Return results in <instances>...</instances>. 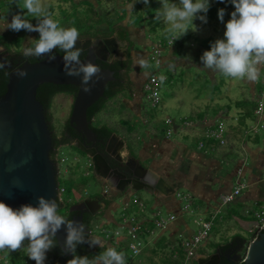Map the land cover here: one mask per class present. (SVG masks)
<instances>
[{
    "label": "crops",
    "instance_id": "crops-1",
    "mask_svg": "<svg viewBox=\"0 0 264 264\" xmlns=\"http://www.w3.org/2000/svg\"><path fill=\"white\" fill-rule=\"evenodd\" d=\"M71 1L75 5L85 3L82 1L76 4L75 0ZM121 10L123 9L121 8L119 13L123 14ZM128 35L127 32L125 38L129 42V48L131 39ZM160 42L163 45L168 41L166 42L163 39ZM141 44H143V47L147 46L148 49L153 43ZM146 50H143V53L139 51L141 55H135L134 59L131 58L133 60L132 66H134L130 75L132 89H127L129 97L122 99L127 108V113L135 117L134 123L141 127H138V132H132L131 127H129L123 136L116 135L118 136V144H120V149H118L120 158L122 162L130 165L129 171L147 176L153 180L156 178L157 186H160V189L157 186H144V190L135 193L133 188H131L132 190L126 189L117 192L111 190L114 194L106 196L112 198L111 203L109 205L101 203L95 216L100 215L105 220L104 225L114 224L117 227H123L124 218L122 219L123 222L121 221L122 224H120L112 215V211H116L120 207L113 200L114 195L123 197V205H127L125 210L127 214L124 216L133 217L138 221L141 227L140 238L144 243L142 253L138 257H132L131 255L134 264L181 263L184 253V248L180 246L181 241L195 233L186 218L191 211L190 209L184 211V201L186 200L183 199V196H188L187 201L189 204L200 210V213L208 215V218L203 220H208L209 217L216 214L218 218L220 217V220H223L227 215H230L244 230L252 234V237L248 238V244L256 237L258 230L255 223L257 222L256 218L252 217L253 207L264 206V130L262 134L259 132L252 133L253 128H257L260 122H264V115L262 119H258L255 115L258 101L264 100V68L261 69L260 78L257 82L244 81L250 91L251 100L246 99L241 104L240 101H237L234 105H229L230 103L224 105V103L216 102L215 96L212 100L206 99L205 102L198 100L199 97L188 100L181 92L177 101L179 102L177 108L185 104L187 105V112L185 116L180 117L178 120L170 117L163 119L166 125V133L161 136L157 134L156 129L153 127L152 122L155 123L153 120L156 116L152 114L150 116L149 113H146L143 102L148 103L152 109L158 111L162 99L160 105L156 108H153L146 100L144 85L147 82L148 75L145 76L143 72L144 82H141L135 88V79L138 78V72L145 69V67L139 65L138 61L142 59L147 64H151L150 52H146ZM176 51H174L175 54H177ZM198 54L200 55L199 52ZM165 56L166 53L163 54L162 66L165 62ZM188 63L191 65L189 67H194V64ZM176 67L175 65L167 66L171 74L177 72L178 67ZM225 83V81L221 83V80H219L218 83H213V86L224 85ZM260 85H262V88ZM197 89L200 88L197 87ZM197 89L195 88L191 92L195 96H200V91ZM220 96L224 97L222 94ZM207 102L209 103L206 104ZM169 119L175 123L176 132L172 136H167V120ZM219 123H222L226 129L224 134L225 145H220L218 141L209 140L205 137L206 132L214 130ZM254 123L255 126L253 127ZM249 124L251 125L248 126ZM200 142L205 144L203 149L199 147ZM98 179L105 188L107 186L106 182L100 178ZM241 185L244 187L241 188ZM236 189L241 190L240 195L231 204L223 205V196L233 193ZM139 192L148 193L152 196V200L150 203L148 201L147 204L143 201L136 202V214L129 215L128 213L131 210L130 198ZM139 203H143L144 207L140 208ZM111 204L113 209H108ZM103 205L105 208L102 207ZM237 206L242 210V214L250 216L251 219H244L240 214L234 212L236 211L234 207ZM105 209L106 211L103 212ZM157 213H160L164 218L175 216L176 220L167 229L159 230L154 225V216ZM125 226L124 228H128L127 225ZM92 238L100 241L103 245L102 247L89 245V252H92V254H96V251L106 248L107 245L110 246V243L104 237L95 235L93 231ZM208 240L199 249L195 264H199V260L213 256L211 253L217 247L210 254L204 253ZM128 243V239L124 237V244Z\"/></svg>",
    "mask_w": 264,
    "mask_h": 264
},
{
    "label": "rangeland",
    "instance_id": "rangeland-1",
    "mask_svg": "<svg viewBox=\"0 0 264 264\" xmlns=\"http://www.w3.org/2000/svg\"><path fill=\"white\" fill-rule=\"evenodd\" d=\"M82 1L93 3L95 10L100 15H102V17L115 16L117 12L119 13L121 8L123 9L121 10L122 13L123 11H126V18L118 25L127 29V32L129 33L128 37L131 39L129 40L133 44H130L129 48L127 49L129 56L126 70L128 78V90L132 89L130 82V75L132 73L131 71L134 69V66H132V59L136 57L135 55H141L139 51L143 53V50L147 49V46L143 47V44L141 43L152 42V46L148 47L146 50V52L151 53L154 45H157L163 40V38H166V42L168 41L166 44H163V46L165 45L164 47H166V50L164 51V53H166L164 65L162 67H158L154 63L148 64V67L138 72V78L135 79L136 88L141 82H144L145 77L143 78L142 72L145 73V76L148 75V77L150 73H156L160 78L159 89L162 104L158 111L152 109L148 103L143 102L146 113H149L150 116L151 114L156 116V118L153 120L155 123H152L158 135L163 136L164 133H166V125L163 119L170 117L174 120H178L180 117L185 116V113L187 112V105L184 104L182 107L177 108L179 106V102L177 101L181 92L185 98H188V100H191L193 97H199L198 100H201L202 102H205L206 99L212 100V98H214L213 96H215V101L222 104L224 103V105L227 103H230L229 105H234L237 101H240L241 104L246 99L248 101L251 100L248 86L246 83H244L245 80H238L225 76L221 78L222 74L219 72H212L211 70L203 68V64L200 60L202 55L198 54V50L200 48L199 42L207 38H213L214 41L223 38L226 23L220 22L218 20H207V23H203L199 19H195L193 24L196 30L193 31L190 29L187 34L184 35V37H189V39L185 42L182 56H179L174 53V51L179 49L178 42L177 40L174 41V37L166 32L167 24L165 23L162 15H160L158 18V26H155L154 22L149 23L147 20L143 22V24L141 23L139 26H136L133 24L131 18V12L133 8H129V5L133 3V0H75V3L77 4ZM154 1H156L158 5L157 11L159 14L163 11L161 0ZM19 2L20 0H0V28H2L7 22H10L12 16L17 13L25 14V18L31 20V22L35 25L36 19H32L34 17L27 15L26 9H20ZM171 2L178 3V0H169V3ZM42 3L45 5L47 10L52 13V18L59 21L62 27H72L70 21L75 19L72 15L75 10H77L78 17H81L84 11L85 16L88 14L86 11L89 7L88 3L75 5L71 0H42ZM136 4L137 3H135V5ZM143 7L146 6L143 4ZM86 29L87 28L82 30L80 28L79 30L83 32ZM97 29L100 31V33L104 32L110 34L109 26L106 22L99 24ZM120 30H116L114 32L115 35L119 34L121 32ZM29 37L32 38V41H29ZM38 38L39 35L37 32L29 33L26 31L14 32L11 30H3L0 31V47L3 48V46H9L13 52L23 53L25 45L27 44L29 46H34V40ZM79 40H82V38H79ZM123 52L124 51H121V54H123ZM188 62L194 64V67H189L191 65ZM172 65L178 67H176L177 72L173 74H171L170 69L167 68V66L170 67ZM184 68H187L188 70ZM197 73L198 75H196ZM161 77H163V81L161 80ZM221 79H224L226 82L224 85L218 84L217 86H213V83H218ZM197 87L200 89H197ZM195 88L200 91V96H195L194 93V95L192 94L191 90ZM220 94L224 95V97L220 96ZM128 97L129 94H127L125 89L121 91L118 90V92L112 98H110L108 102L105 103L102 111L96 115L94 119V125L107 126L108 128L112 129L115 135L117 134L123 136L129 127H131L132 132H138V127L141 126H139L137 123H134L135 117L131 116L130 113H127V108L124 104V101H122L123 98ZM74 101L75 96L70 93L60 94L52 100L49 115L52 118L50 124L52 125L56 136L62 135L63 131L66 129V125L69 123V119L73 110ZM208 103L209 102L206 104ZM250 125L251 124L248 126ZM254 126L255 123L253 127ZM175 132L176 130L174 133ZM258 132L262 134L263 130L260 129ZM252 133H254V128L252 129ZM58 159L64 160L62 163H60L61 171L57 170V172L60 173L58 182L61 187H64L67 190V192L62 194L64 205L59 212H61L62 215H67L68 211L74 204L94 196L100 197V194L103 193L104 186L94 173L93 167L89 166V158L86 155L80 153L76 147H61L57 152V161ZM113 194L114 193L110 191V195L112 196ZM105 199L112 201L111 197L105 196ZM113 200L115 203L120 205V207L116 211H112V215L117 221L120 222V224H122L123 216L127 214L124 210L123 197L120 195H114ZM151 200L152 196H150L148 193H137L135 196L130 198L131 210L128 214H136V202L143 201L147 204L148 201L150 203ZM184 203L185 205L189 206L191 211V213L187 214L186 216L187 221L189 222L191 229L197 232L198 226L194 223V221L200 218L207 219L208 215L205 213H200V210L194 208V206L190 205L188 201H184ZM234 208L236 210L234 212L240 214L242 218L247 220L251 219L250 216L242 214V210H240L239 206ZM108 209H113V205L111 204ZM105 211L106 209L103 212ZM262 211H264V206L253 207L252 217L256 218V213H260ZM92 220L91 229L93 233L97 236L104 237L106 241L110 243V246L107 245L106 248L99 249L98 252L96 251V255L105 251L108 247H113L118 252L125 253L127 264H134L132 262L131 252L128 249L129 243L132 242L129 236L128 228L121 226L117 227L114 224L104 225L103 223L105 220L100 215L95 216ZM208 220H212L214 229L208 240V245L204 249V253L206 254H210L216 247H218V245L232 241L234 236H241L244 239L252 237V234L244 230V228L233 218H231L230 215H227L223 220H220V217L218 218L217 216L214 219L209 217ZM116 232H119V234L122 236V238H117V240L120 242L119 245H117L114 240V238H116ZM107 234L109 235L108 239ZM124 237L128 239V244H124ZM177 239L179 240V238ZM0 255L8 258L9 260L15 259L16 261H22V264H25L26 261H23V259L25 255L27 256V248H22L19 251L11 253L0 251ZM27 264H31V262L29 261ZM34 264L36 263L34 262ZM45 264H56V262H53L48 258L45 261Z\"/></svg>",
    "mask_w": 264,
    "mask_h": 264
},
{
    "label": "clouds",
    "instance_id": "clouds-1",
    "mask_svg": "<svg viewBox=\"0 0 264 264\" xmlns=\"http://www.w3.org/2000/svg\"><path fill=\"white\" fill-rule=\"evenodd\" d=\"M137 2L148 6L150 0H133L129 8H134ZM218 2H229L235 10L225 24L223 38L212 43L210 50L204 51L200 57L203 68L219 72L225 77L257 82L261 69L264 68V0ZM161 4L163 11L158 14V18L163 16L167 24L166 32L174 37V41L186 35L190 29L196 30L193 24L195 19L207 23L210 0H178V3L161 0ZM21 9H26V14L36 19V24L26 19L25 14L17 13L0 31L39 33L34 46L25 45L23 55L54 60L55 53L59 50L63 53L64 73L70 77H79L82 91L91 93L95 84L102 79V70L91 61L81 60L83 49L76 46L80 38L78 29L62 27L59 21L52 18V13L47 10L42 0H23ZM224 16L225 9H219L218 17L221 22H224ZM28 39L32 41L31 37ZM0 51L3 49L0 48ZM7 63L0 61V69L6 68ZM138 63L141 67H148L145 60L141 59ZM15 73L20 77L27 75L26 71L20 69ZM57 209L55 199H46L43 196L37 197L36 206L24 204L18 209L0 201V251H19L27 240L28 258L36 264H45L47 252L57 246V232L65 226L67 235L64 252L73 254L67 264H127L125 253L118 252L113 247H108L92 259L76 255L77 246L80 244L89 243L90 246L99 247L103 245L96 239L89 240L82 222L66 219L58 214Z\"/></svg>",
    "mask_w": 264,
    "mask_h": 264
},
{
    "label": "water",
    "instance_id": "water-1",
    "mask_svg": "<svg viewBox=\"0 0 264 264\" xmlns=\"http://www.w3.org/2000/svg\"><path fill=\"white\" fill-rule=\"evenodd\" d=\"M105 41L101 42L105 44ZM78 43L86 44L87 48L92 45L93 40H79ZM2 49L5 50V48ZM98 56L100 57L98 52L90 49L87 57L81 60L84 62L91 61L98 65ZM17 69L26 71L27 75L24 77L17 76L15 73ZM101 70L102 79L95 84L91 93L82 91L79 77H70L64 73L62 56L60 55H56L54 60L44 57L37 63H25L10 72L7 90L0 97V201L13 209H18L24 204L36 206L39 196L55 199L56 203L60 201L58 164L51 157V152L54 149V132L47 120L48 111L37 99V91L44 84L76 87L77 91L69 125L88 142H95L97 138L90 128L92 122L88 120L87 112L91 106L105 97L108 83L116 79L115 72L109 69L101 68ZM110 140L109 143L112 145L113 141L118 142V136L113 133ZM76 147L89 158L93 164L94 173L98 178L104 180L108 187L117 185L111 179L113 177L116 180H128L129 185L121 188V191L126 190V188H133L135 193L144 190V186H157L158 184L156 178L153 180L147 176L131 173L129 171L130 165L122 162L121 158L120 164L125 168L128 175L120 168H112L105 157L106 155L101 156L93 149L84 148L81 142H78ZM157 188L160 189V186ZM92 204H97L100 208L97 200H86L74 204L68 212H79L80 214L72 217V219L84 224L83 214L92 208ZM102 207L105 208L104 205ZM99 208L97 207L93 211L89 224H84L89 240L93 239L91 223ZM255 223L258 227V223ZM66 235L65 226H62L56 234L57 244L63 252ZM65 253L73 257L72 253ZM214 257L218 256H209L199 260V264H205ZM243 264H264V228L256 238L247 244Z\"/></svg>",
    "mask_w": 264,
    "mask_h": 264
},
{
    "label": "flooded vegetation",
    "instance_id": "flooded-vegetation-1",
    "mask_svg": "<svg viewBox=\"0 0 264 264\" xmlns=\"http://www.w3.org/2000/svg\"><path fill=\"white\" fill-rule=\"evenodd\" d=\"M101 36H95V37H85L82 40H87V39H92L93 43L90 47L86 48V44L84 43H77V47H80L83 49L82 55H81V59H85L87 57V54L89 53L90 49H92L94 52H98L100 54V57L98 56L99 59H97L98 65L100 66V68L102 69H109L113 72H115V81H112L110 83H112V85L118 89L119 91L121 90H127L128 89V78H127V66H128V45L129 42L127 41V39L125 38V36L122 34V32H120L119 34H108V33H104L101 32ZM106 40V41H105ZM101 41H105V44H103ZM1 45V43H0ZM3 46V45H2ZM3 48H5V50L0 51V61H7L8 63L6 64V68L4 69H0V76L4 73V74H10V72L18 67H21L23 64L25 63H32L30 62V60L26 59V58H22V57H16L15 56V52L13 51H9L5 46H3ZM121 51H124L123 54H121ZM55 55H58L55 53ZM44 57H34L35 61L34 63H37L41 60H43ZM105 60V61H102ZM118 63H121V67L119 69H116L115 67L117 66ZM109 84V83H108ZM118 86V87H116ZM45 88H42L38 91V98L39 101L42 104V101H46L47 99V91L44 90ZM115 89V90H116ZM5 94V93H4ZM60 94H64V93H60ZM58 94V95H60ZM56 95V96H58ZM75 96V94H73ZM43 105V104H42ZM44 107V105H43ZM45 108V107H44ZM46 109V108H45ZM47 111V109H46ZM47 120H48V114H47ZM50 123V122H49ZM51 127V124H50ZM72 128V127H71ZM52 129V127H51ZM72 130L74 131L71 132L70 130L67 132V130L65 129L63 131L62 135L56 136L54 130L52 129L53 133V153H54V158L56 163L58 164L57 161V152L61 147H76L78 142H81L83 144V147L86 149H93L96 151L97 154L101 155V156H105L106 159L108 160V162L110 163V165L112 166V168H120L121 170H123L124 173H126V175H128V173L125 171V168L120 164L121 160H120V155L118 152V149H120V145L118 144V142H112V145H110V137L108 138H102L98 133H95L96 135V141L94 142H88L86 139H84L78 132H76L73 128ZM56 144H59V146L57 147ZM110 146V147H109ZM77 148V147H76ZM108 148L110 149L108 151ZM80 151V150H79ZM82 153V152H80ZM83 154V153H82ZM84 155V154H83ZM128 170V169H127ZM59 177V176H58ZM114 182H116V186L115 187H109L108 192L111 190H115L116 192L119 191L121 188L123 189L124 187H127L128 184V180L125 179V181H121L116 180L115 177L111 178ZM119 187V188H118ZM108 187L106 186L104 189H107ZM103 189V190H104ZM128 189V188H126ZM112 192V191H111ZM110 194V193H109ZM104 193L100 194V197H91L89 199L86 200H97L99 202V205L102 203V199H105ZM83 200V201H86ZM97 204H92V208L90 210H88L85 214H83L84 220L86 219L88 221V223L91 220V217L93 215V211L97 209ZM80 213L76 212V214H74L72 217L74 216H78ZM72 219V218H71ZM258 235V234H257ZM256 235V237H257ZM254 237V238H256ZM249 241V239H244L241 236L238 237H234V239L231 242H227L225 245H220L218 246L213 253V256L217 255L218 257H214L213 259H211L210 261H208L205 264H243V260H244V256H245V252H246V247H247V242ZM89 244V243H88ZM58 246V244H57ZM56 246V247H57ZM82 245H78L77 246V250H81ZM56 247H54L53 249H55ZM58 248H60L58 246ZM52 250L48 251L46 254V260L48 259V256H50L51 253H53ZM90 250V247H89ZM243 250V251H242ZM64 254L67 257L68 256L67 253L64 252ZM72 258V257H70ZM45 260V261H46ZM33 262H35L34 260H32ZM36 263V262H35ZM57 263V262H56Z\"/></svg>",
    "mask_w": 264,
    "mask_h": 264
},
{
    "label": "trees",
    "instance_id": "trees-1",
    "mask_svg": "<svg viewBox=\"0 0 264 264\" xmlns=\"http://www.w3.org/2000/svg\"><path fill=\"white\" fill-rule=\"evenodd\" d=\"M22 1L20 0L19 2V8H22ZM86 4L88 3L89 7L86 10L88 12V14H86L85 16V11L83 12V15L81 17L77 16V10H75L74 13H72V15L74 16L75 19H72L70 21V24L72 25V27H75L78 29L79 33H80V38H85V37H95V36H101L102 34L100 33V31H98L97 26L99 24L102 23H107L109 26V33L112 34L114 33L116 30H120L122 32V34L124 36L127 35V30L126 28H124L123 26H119L118 24L123 21L126 18V11H123V14H120L117 12V14L115 16H106V17H102V15H100L96 10L95 7L93 5V3L91 2H85ZM158 5L156 3V1L154 0H150V3L148 6L143 7L142 2H137V4L135 5V7L133 8L132 11V22L133 24H135L136 26H139L141 23L143 24V22H145L146 20L149 23H155V26H157L158 24V11H157ZM225 9V16H224V23H226L230 18H231V13L235 10L234 6L229 3H220L218 1H212L210 0V8L209 11L207 13V20L209 21H220L219 17H218V10L219 9ZM66 14V13H63ZM35 19V18H32ZM36 22V20H35ZM221 22V21H220ZM85 29L87 28L85 31L81 32L79 29ZM154 30V29H153ZM164 40H166V38H163ZM189 39V37H180L179 39H177L178 42V46L179 49H177L176 53L179 56H182L183 54V50H184V45L185 42ZM214 39L213 38H207L205 40H203L202 42H200V48H199V53L201 55H203L204 51L210 50L211 48V44L214 43ZM131 45H133L131 43ZM9 51H11V48L9 46L6 47ZM56 54L63 56V53L60 52L59 50L56 51ZM15 56L17 57H22V58H26L27 60L29 59L30 62H35L37 60H34V57H25L23 55L22 52H15ZM121 67V63H118L117 66L115 67L116 69H119ZM8 74H2L0 76V97L4 95V93L7 90V84H8ZM223 77V75H221V78ZM224 82V79H221V83ZM262 88V85H260ZM118 87V86H116ZM42 88H45L44 90L47 91V99L46 101H42V104L44 105V107L47 109L48 111V121L51 123V116L49 115V110H50V106H51V102L52 100L56 97V95L60 94V93H70V94H75L77 91V88L74 86H58V85H54V84H44L42 86L39 87L38 91ZM112 85V83H109L106 87V91H105V97L102 98L101 100H99L97 103H95L93 106H91L87 112V118L89 121H91V125L90 128L95 131L96 133H98L102 138H108L109 136H111L113 134L112 129L108 128L107 126H95L94 125V119L96 117V115L98 113H100L102 111V109L104 108V105L106 102H108V100L110 98H112L117 92L118 89ZM38 91H37V99L38 98ZM52 127V125H51ZM53 129V127H52ZM66 130L67 132L70 130L71 132L74 133V131L72 130L71 126L69 125V123L66 125ZM56 146L58 147L59 144H56ZM51 157L53 160H55V156L54 153L51 152ZM67 192V190H66ZM102 203L109 205L111 202L110 200H106V199H102ZM58 205V209L63 207V202L58 201L57 202ZM60 209L58 210V214L62 215L60 211ZM76 214V213H69L67 215H62L64 216L66 219L71 220L72 216ZM84 224L87 225L89 224L88 221L85 219L84 220ZM27 242L25 241V246L23 248H27ZM82 245V249L81 250H77L76 249V255L78 256H87L89 259L94 258L96 256V254H92L89 253V244L88 243H84V244H80ZM53 253L50 254V256H48V258L53 261V262H57L56 264H67V262L69 260H71L72 258L67 257L64 252L62 251L61 248H58V246L53 249L52 251ZM183 253V252H182ZM181 253V254H182ZM25 259V260H24ZM23 261H26L25 264H27L29 261L31 262V264H34V262L28 258V256L25 255ZM9 262L11 264H22V261H16L15 259L9 260Z\"/></svg>",
    "mask_w": 264,
    "mask_h": 264
},
{
    "label": "built area",
    "instance_id": "built-area-1",
    "mask_svg": "<svg viewBox=\"0 0 264 264\" xmlns=\"http://www.w3.org/2000/svg\"><path fill=\"white\" fill-rule=\"evenodd\" d=\"M37 22V21H36ZM35 22V24H36ZM39 35V33H37ZM36 40V39H35ZM34 40V43H35ZM164 46L162 45L161 42H159L157 45L154 46L150 53V62L151 64L154 63L156 66L161 67L163 64V54L166 49L163 48ZM160 79L156 73H151L147 79L146 84L144 85V91H145V96L146 100L150 103V105L153 108H156L160 105L161 103V95H160ZM255 115L257 116L258 119H262L264 115V100L261 99L258 101V107L255 111ZM167 136H172L175 131V123L173 120H167ZM259 126L257 128H254V133H258V131L264 130V123H259ZM226 132L225 126L222 123H219L217 127L212 130L208 131L205 134L206 139L209 140H216L220 143V145H225L226 141L224 139V134ZM204 143L200 142L199 147L204 148ZM64 160L58 159V170L61 171V166L60 163H62ZM89 166L93 167L92 162H89ZM58 176L60 177V173L58 172ZM58 177V179H59ZM263 183H264V178H263ZM242 186V185H241ZM242 186L241 188H243ZM66 192V189L64 187H61L59 184V200L63 202V193ZM241 190L236 189L233 193L229 195H225L222 198V204L223 205H229L232 202H234L235 198L240 195ZM104 195H110L108 192V188L103 190ZM189 197L188 196H183V199L187 201ZM140 208H143L144 205L143 203H139ZM127 209V205L124 204V210ZM189 206L185 205L184 206V211H188ZM219 213V211H218ZM217 215V214H216ZM215 216L212 217L214 219ZM256 221L258 223L257 227V234L261 232L264 228V211L260 213H256ZM124 222H123V227H126L125 225L128 226L129 229V236L131 238V243H129L128 249L131 252L132 257H138L142 253L143 245L144 243L142 242L140 238V230L141 227L138 223V221L130 216H123ZM176 220L175 216H169L168 218H164L161 216L160 213H157L154 216V225L156 228L159 230H165L168 228V226ZM194 223L198 226L197 232L192 234L190 237H186L181 241V247L184 248V253H183V259L180 264H195V260L197 258L199 249L201 248L202 244H204L209 237L211 236L212 229H213V222L212 220H203V219H198L195 220ZM116 238H114L115 242L117 245L120 244V242L117 240V238H122V236L119 234V232L115 233ZM109 238V235L107 234V239ZM105 239V238H104ZM106 240V239H105ZM0 264H11L9 262V259L0 255Z\"/></svg>",
    "mask_w": 264,
    "mask_h": 264
}]
</instances>
